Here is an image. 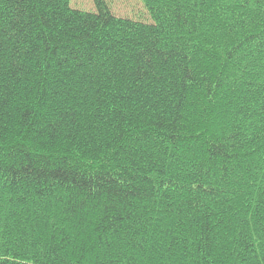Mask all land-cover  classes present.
<instances>
[{
	"label": "trees",
	"instance_id": "obj_1",
	"mask_svg": "<svg viewBox=\"0 0 264 264\" xmlns=\"http://www.w3.org/2000/svg\"><path fill=\"white\" fill-rule=\"evenodd\" d=\"M94 2L0 0V264H264V0Z\"/></svg>",
	"mask_w": 264,
	"mask_h": 264
},
{
	"label": "rangeland",
	"instance_id": "obj_2",
	"mask_svg": "<svg viewBox=\"0 0 264 264\" xmlns=\"http://www.w3.org/2000/svg\"><path fill=\"white\" fill-rule=\"evenodd\" d=\"M104 2L110 13L117 18L128 19L144 24L153 23L142 0H104ZM69 7L81 12H97L94 0H69Z\"/></svg>",
	"mask_w": 264,
	"mask_h": 264
}]
</instances>
